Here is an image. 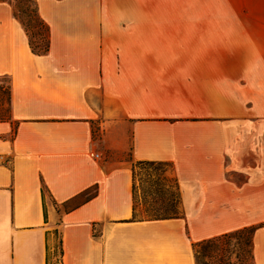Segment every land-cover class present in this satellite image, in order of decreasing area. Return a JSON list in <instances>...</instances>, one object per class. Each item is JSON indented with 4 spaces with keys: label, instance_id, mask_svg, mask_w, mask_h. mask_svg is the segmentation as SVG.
Instances as JSON below:
<instances>
[{
    "label": "crops",
    "instance_id": "obj_1",
    "mask_svg": "<svg viewBox=\"0 0 264 264\" xmlns=\"http://www.w3.org/2000/svg\"><path fill=\"white\" fill-rule=\"evenodd\" d=\"M110 15L86 41L50 33L40 55L17 12L18 29L0 21V264H46L56 230L61 264H196L194 243L264 224L198 230L204 211L227 206L230 171L264 163L237 122L260 96L259 38ZM140 161L169 164L178 217L133 219Z\"/></svg>",
    "mask_w": 264,
    "mask_h": 264
},
{
    "label": "rangeland",
    "instance_id": "obj_2",
    "mask_svg": "<svg viewBox=\"0 0 264 264\" xmlns=\"http://www.w3.org/2000/svg\"><path fill=\"white\" fill-rule=\"evenodd\" d=\"M19 10L25 13L23 18L33 27L37 26L39 16L49 30L48 38L50 33L52 36L54 32H63L65 36L79 41L89 40L99 26L114 25L115 20L109 19L110 14L121 13L140 18V21L151 26H233L239 29L238 32L254 34L260 40L255 49L260 51L261 91L259 98L253 100L250 108L253 112L239 116L237 122L248 126L240 133L255 151L260 148L261 159L264 160V0H0V21L13 30L18 29L21 23L15 19L14 12L19 13ZM128 21L137 20L131 18ZM13 37L18 38V32L15 31ZM7 94L8 90L2 93L3 101ZM252 174L255 176L252 177ZM135 185L137 219L166 218L171 215L165 199L171 194L178 198V184L170 166H138ZM227 190V206L203 212L204 219L198 227L200 236H212L264 223L263 162L259 172L246 174L230 171ZM220 201L224 202V199H216V202ZM178 206L179 214L180 203ZM57 244L58 238L54 236L52 245ZM254 252L263 256L264 228L257 232ZM54 262L61 264L55 259Z\"/></svg>",
    "mask_w": 264,
    "mask_h": 264
},
{
    "label": "trees",
    "instance_id": "obj_3",
    "mask_svg": "<svg viewBox=\"0 0 264 264\" xmlns=\"http://www.w3.org/2000/svg\"><path fill=\"white\" fill-rule=\"evenodd\" d=\"M20 7V6H19ZM23 11L19 10L17 13L19 19L23 21V25L25 30L29 36V45L32 51L35 54H43L49 50V40H48V28L45 23L39 18L37 26H32L27 19L23 18ZM38 27V28H36ZM3 90H1V94ZM143 165H166L169 164L161 163V162H147L140 161L135 162L133 164V194H134V220H164V219H172L178 217L177 208L179 207V197L180 191L178 187V198L175 199L173 194L169 195L165 199L168 201L170 209L168 212L171 215L166 218H151V219H137L136 218V185H135V170L138 166ZM176 181V179H175ZM177 183V181H176ZM178 184V183H177ZM97 193V190L90 189L85 191L84 193L78 195L72 201L68 202L64 205L67 210L70 206L78 205L80 202H86L93 198ZM264 224H260L257 226H251L247 228H243L237 231H233L230 233L222 234L220 236H216L207 240H203L193 244V251L196 264H254L253 257V239L256 231L263 227ZM55 236L58 238L57 246L51 248L49 244H47V256H46V264H54V259L58 263H62L64 250H63V241L61 235L58 230L55 231ZM53 250V251H52ZM232 256H234L232 260Z\"/></svg>",
    "mask_w": 264,
    "mask_h": 264
}]
</instances>
